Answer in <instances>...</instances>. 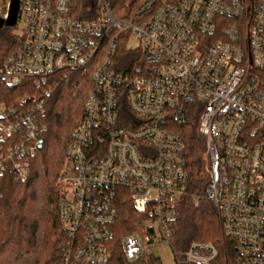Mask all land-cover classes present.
Returning <instances> with one entry per match:
<instances>
[{
    "label": "built area",
    "instance_id": "2783aa9c",
    "mask_svg": "<svg viewBox=\"0 0 264 264\" xmlns=\"http://www.w3.org/2000/svg\"><path fill=\"white\" fill-rule=\"evenodd\" d=\"M10 2L0 0L1 20ZM18 3L22 27L0 62V86L26 90L17 107L0 103V176L24 180L42 149L37 89L47 94L69 77L78 90L81 80L90 85L55 182L64 264H110L119 202L148 217L154 246H169L188 196L179 129L190 118L206 162L204 192L190 198L219 209L224 235L237 243L235 264H264V0H145L125 19L114 0ZM131 35L135 48L126 46ZM145 241L121 236L124 257L137 260ZM216 255L193 242L174 262Z\"/></svg>",
    "mask_w": 264,
    "mask_h": 264
},
{
    "label": "trees",
    "instance_id": "16d2710c",
    "mask_svg": "<svg viewBox=\"0 0 264 264\" xmlns=\"http://www.w3.org/2000/svg\"><path fill=\"white\" fill-rule=\"evenodd\" d=\"M145 0H114L113 12L120 18H130ZM17 48V39L9 28L0 30V62ZM123 52V51H121ZM123 61L130 53H123ZM52 91L42 94L37 89L42 112L38 120L44 131L42 149L28 158V175L15 181L10 171L0 176V264H64L69 249L67 235L59 223V197L55 188L63 155L71 130L80 121L90 85L81 80V89L75 85L77 77L58 80ZM23 88L5 89L0 86V103L17 107ZM72 91L74 93L72 94ZM185 145L189 178L188 196L178 202V218L170 225L169 248L174 261L181 258L193 242L212 245L217 255L207 264H235L237 243L226 237L217 207L205 200L193 201L190 195L201 196L206 185L204 137L198 133L196 118H190L179 129ZM203 173V174H202ZM118 217L112 226L113 237L107 243L110 264H161L151 251L152 230L148 217L136 212L131 204L119 202ZM148 237L145 250L137 260L124 257L119 244L123 235Z\"/></svg>",
    "mask_w": 264,
    "mask_h": 264
},
{
    "label": "rangeland",
    "instance_id": "374dc122",
    "mask_svg": "<svg viewBox=\"0 0 264 264\" xmlns=\"http://www.w3.org/2000/svg\"><path fill=\"white\" fill-rule=\"evenodd\" d=\"M22 27V22L19 21L14 27H10L11 35H15L18 30ZM127 48L137 47V40L135 36L131 35L126 43ZM151 251L159 256L161 264H175L173 253L171 252L168 245L153 246Z\"/></svg>",
    "mask_w": 264,
    "mask_h": 264
},
{
    "label": "water",
    "instance_id": "95a60500",
    "mask_svg": "<svg viewBox=\"0 0 264 264\" xmlns=\"http://www.w3.org/2000/svg\"><path fill=\"white\" fill-rule=\"evenodd\" d=\"M18 8H19L18 0H11L9 5L8 18L6 20L0 19V30L4 27L5 28L14 27L18 17Z\"/></svg>",
    "mask_w": 264,
    "mask_h": 264
}]
</instances>
